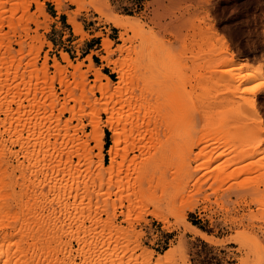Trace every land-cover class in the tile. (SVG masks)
Wrapping results in <instances>:
<instances>
[{"label":"rangeland","instance_id":"374dc122","mask_svg":"<svg viewBox=\"0 0 264 264\" xmlns=\"http://www.w3.org/2000/svg\"><path fill=\"white\" fill-rule=\"evenodd\" d=\"M27 1L30 2L29 9L26 13H22L24 16L19 12V16L16 18L18 24L16 29H10L8 26L0 27V42H3L4 45L8 44L12 54H17L20 58L19 63L23 62L22 67L28 70L26 76L28 80L35 79V87L45 85L44 87L47 86L48 89L50 87L55 89L61 106L65 101L67 91L79 95L77 99L69 101L66 106L74 107L78 104L84 116L79 120H72L69 125L81 126L77 135L84 140L89 134L97 133L93 126L97 119L100 120L101 128L104 131L102 137L103 162L108 166L111 161L109 151L113 144V131L105 125L109 119L107 109L114 98L103 97L101 91L96 90L94 71L96 69L100 70L101 73L107 75L112 82L117 84L122 81L120 75L114 72L112 65L108 66L106 61L101 58L106 55V49L103 45L106 40L112 41L110 49L114 52L109 54V57L114 61L122 58L136 60L140 55L137 52L131 54L128 51H122V33L125 30L116 27L114 21L108 20L106 16H102L97 12L95 7L88 5L87 3L90 0H85L87 2L85 4L86 8L77 14V22L82 25V33L75 32L69 21V15L65 13V10L73 12L78 7L71 0H64L61 10L57 7L58 0H41L44 2L45 14H41L35 0ZM96 1H104V4L109 5L111 8L109 15L140 19L141 23L145 24V42H149L153 47L157 46L159 59L155 61L161 63V72L151 71L148 75L149 81L144 89L146 93H152L154 90H158L154 87L161 86L163 88L166 80L171 77L174 86L171 93L177 100L176 109L171 115L184 114L183 124H180L176 132L189 130V135L184 137L181 143L176 146V150L183 153V156L179 159V162L182 163L178 164L182 166L181 172H185L193 179L187 177L186 182L185 180L177 182V186L172 191L167 189L171 192L167 194L169 195L170 200L167 201L171 203L170 206L168 202V206H164V204H161L163 203L161 199H156L155 195L158 198L160 197L156 190L153 192L141 190L137 191L135 195L136 206L132 204L134 201L131 202L130 194L125 193L124 196H128V198L124 199L123 204L120 203L121 206L114 207L117 198V194H114L111 196V208H104V210L102 208L100 211L95 208L96 210L94 209L93 213H96L97 216L92 213L86 216L90 217L92 214L97 218H101V224L107 227L109 231L111 228L108 222L114 223L123 232L131 229L132 240H130L132 244L130 243L129 248L124 246L127 243L126 240L121 239V241L115 240L112 245L105 244L103 248L99 246L100 251H93L87 256H79L76 250L80 249L82 244L79 245L73 235V232L77 229V223L73 224L71 234L69 233L70 229L67 230L70 223L68 219L64 223L66 224L64 228L66 231H63L62 234L49 242L51 252L48 255V260L54 262L53 264H264V184L260 183L258 185L255 183L259 178L264 179V130L256 128L261 121L264 129V90L257 92L255 95L252 94L253 96L250 93H240L241 91H239L240 96L231 97L233 94L227 92V88L223 87L225 85L217 87L215 82L211 81V73L207 70L206 65L211 54L207 44L219 48L225 40L229 46V53L234 59L248 61L253 64L259 63L264 74V0ZM11 7L10 9H12ZM7 14L12 13L8 12ZM37 16L42 22L40 28L35 22H29L30 18ZM209 27H212L210 31L208 30ZM37 34L41 36L43 42L41 50L38 52L30 51L31 46L34 45V37ZM134 34L135 32L131 30L124 36L130 37ZM141 43L142 40L130 41L127 46H130V50L134 51L136 48H142ZM40 45L41 42L36 43V47ZM22 49L24 50L23 54L27 50L24 57L21 52ZM64 52L68 54L73 65L81 63L82 67L80 66L81 68L75 75H72L75 69L63 59L62 53ZM89 56L93 62L92 66L89 65ZM47 57L49 58L47 59ZM55 59L60 63V66L67 67L68 83L65 88L62 85L64 78L62 74H58L54 65ZM29 63L30 65L27 66ZM45 64L48 71L45 70ZM82 71L85 73L82 74L81 78L86 79L84 81L86 85L81 87L80 81L82 79L79 73H82ZM238 72L240 71L238 70ZM102 81L105 82L106 80L103 79ZM48 89L45 90L44 94L42 92L38 95L41 99L43 98V101L46 100L50 103L52 99L47 95L49 94V92L47 93ZM215 97L216 102L220 101L222 104L224 103V106H226V100H239L236 103L243 105L242 108L246 110L245 116L249 117L248 120L251 123H248L251 125L248 124L245 127L244 124L235 123L236 125L232 124L224 130L225 132L220 131V135L212 137L211 140L205 139L206 141L204 140L200 144L194 142L191 136L194 135L196 138L202 134V131L206 130L203 129L205 127L203 125L206 124L207 120L204 121L205 119L200 115L202 109L205 108L204 106L210 105ZM94 98L97 101L95 100L94 103L89 102V99L93 100ZM249 99L253 100L254 105L249 102ZM213 103L211 106L214 105ZM28 104V101H24V105ZM248 104L252 106L250 107ZM15 107L17 105L12 104V108ZM59 107L60 105L54 108L53 115L58 116L60 114ZM216 107L224 109L222 105L212 108V116H215L208 122L214 119L210 123L215 125L216 119H221L219 115L221 114V108L218 110ZM208 108L206 107V109ZM190 109L197 112L194 111L193 116H191ZM199 110H201V113ZM195 114H197L196 117ZM71 115L70 111L62 112L59 115L61 124L65 123ZM0 117L4 118L5 115L0 114ZM55 118L57 119V117ZM200 127H202V131ZM207 131H205V134ZM195 132H197V135L194 134ZM70 133H75L73 127L70 129ZM24 135L26 134L24 133ZM7 137L4 134V138ZM120 137L118 135V139ZM51 140L53 139L51 138ZM246 140L248 143L261 140L257 152L253 156L240 161L233 159ZM89 146L93 147L92 164L96 165L101 161L98 156L101 149L92 141H89ZM11 148L12 150L19 149L17 145ZM203 151L205 154L201 155ZM139 156V151L132 153L133 159ZM22 160L21 157L20 161ZM73 161L78 162L79 158L75 156ZM8 162L12 165L18 163L13 158H9ZM133 163L134 160L131 161L127 176H130L134 168ZM254 163L261 167L253 170ZM88 168H90L89 165ZM15 174L19 175L21 171L16 170ZM180 177L181 174L175 180L180 179ZM181 188L191 192L192 195H189L192 199L189 201L190 203L186 202L187 199L184 201L180 196L178 198ZM118 190H120L119 187H117ZM16 191H18V188ZM152 196L155 197L153 203L149 201ZM73 199L74 197L69 198L68 202H74L75 199ZM160 200L161 202H159ZM94 201V203H97V197L94 198ZM154 204L159 206L157 210L164 211L167 217L166 222L155 217L153 211H155L156 206ZM56 207L57 210H60V207L57 205ZM69 211L75 212L76 210L72 208L70 210L69 208ZM47 213L49 212L46 210ZM63 217H65L64 214L61 218ZM182 217H185L187 221L196 226L204 236L186 229ZM4 220L2 222L4 221L5 226L3 224L0 226V244L4 246H2L3 249L14 244V247L10 248V252L13 253L17 249L15 254L18 256V259L11 258L12 263L10 260L6 264H33V262H36L38 258V255H35L36 251L33 250V252L32 249H28L29 245L33 243L30 238L27 241L20 242L21 244L19 243L20 250L24 247L20 252L15 245L16 240L19 242L21 238L24 240L26 238H24L25 235L17 234L16 229H14V225L15 228L17 225L19 231L21 225L14 224L6 218ZM80 221L78 218L77 222L80 223ZM5 222H10V226ZM85 226H91L89 218L86 219ZM51 227L53 228V225ZM22 230V233H26L25 228H22ZM86 236L83 239L88 238V243H90V236ZM95 242L94 240L93 243ZM28 243L31 244L28 245ZM136 243H139V248L135 247ZM105 246H112V250L109 248L111 251H108ZM104 248L105 250H101ZM70 250H73L72 253L66 256L70 253ZM150 251H153L151 252L152 258L148 261L142 254L150 253ZM38 252L37 250V254ZM1 258L0 262L3 264L6 257L3 258L2 256ZM43 258L44 256L41 257V260ZM48 260H44L43 264Z\"/></svg>","mask_w":264,"mask_h":264},{"label":"bare ground","instance_id":"6f19581e","mask_svg":"<svg viewBox=\"0 0 264 264\" xmlns=\"http://www.w3.org/2000/svg\"><path fill=\"white\" fill-rule=\"evenodd\" d=\"M63 1L64 0H58L57 7L59 10L63 8ZM71 1L76 3L78 7L73 12L65 10V13L69 15V21L73 25L75 32L82 33V25L77 22V14L86 8L85 4L87 2H85V0ZM35 2L41 14H45L44 2L41 0H35ZM29 3L30 2L27 0H0V21L2 24L0 27L8 26L10 29H16L18 27L16 18L19 16V12L21 14L27 12L29 9L28 6H30ZM87 4L95 7L96 11L102 16H106L108 20L114 21L116 27L125 30L122 33L123 43L121 49L123 52L128 51L131 54L137 52L140 55L136 60L133 58H122L114 61L109 57V54L114 52V50L110 49L112 41L106 40L103 44L106 49V55L101 58L106 61L108 66L112 65L114 72L120 75L122 81L120 84H117L116 82H112L107 75L101 73L100 70L96 69L94 71V80L97 86L96 90L101 91L103 97L108 96L114 98L107 109L109 119L108 123L105 125L113 131V144L109 151L111 161L108 166L103 162L102 137L104 131L101 128L100 120L97 119L93 126V129L96 130L97 133L89 134L84 140L81 139V136L78 137L77 135L81 126L78 127L77 125V127H74L69 125L72 120H79L84 116L78 104L74 107L66 106L69 101L77 99L79 95L67 91L65 101L61 106L55 89L53 87L48 89L46 86L49 90L47 91V93L49 92L47 95L50 96L52 102L50 101V103H48L46 100L43 101V98L41 99L38 94L42 92L44 94V92H46L45 90L47 89L44 87L45 85L35 87V79L32 78L28 80L26 77L28 70L22 67V64H24L23 62L19 63L20 58L17 54H12L8 44L4 45L3 42H0V114L5 115L4 118L0 117V226L2 224L5 226L3 223L5 218L14 224L17 223L21 225L19 231L17 225L16 228L14 225V229H16L17 234H22V236L25 235L24 238H26L25 240L21 238L19 242L16 240L15 245L20 252L24 247L20 250L19 243L27 241L29 238L32 240V244L28 243V245L31 244L28 249L36 251L35 255H38L36 262H33V264H43L45 262L44 260H48V255L51 252L49 242L59 236V234H62L63 231H66V229H64L66 224L64 223L68 219L70 220L68 225L69 228L67 229H70L69 233L72 231L71 228L73 224L77 223L78 225V227L76 225L77 229H75V231L73 230V235L74 238L77 239L78 244H82L80 249L76 250L79 256H87L93 251H98L101 247L103 248L105 244L112 245L115 240L121 241V239L126 240L127 243L124 246L129 248L132 240L131 229L123 232L119 230L114 223L111 224L108 222L111 228L109 231L107 227L101 224V218H97V214L93 213V210L95 208H97L98 211L102 208V210H104V208H111V196L114 194H117V198L113 205L116 208L119 207L121 202L123 204L124 199L128 198V196H124L125 193L130 194L131 202H133L136 199V192L141 190H147L149 192L156 190L158 194H160L159 198L155 195L156 199H161L163 201L161 204L168 206L167 200L170 199L167 194L171 193L168 190L170 189L172 191L173 188L177 186V182L184 180L186 182L189 178H192L185 172H181L182 166L178 164L182 163L179 162V159L183 156V153L178 152L176 146L181 143L184 137L189 135V130L176 132L180 124H183L184 114L178 113L176 115H171L176 109L177 104V100L173 96V93H171L174 88L172 80L170 79L171 77L166 80L163 88L161 86L154 87L155 89L158 88V90H154L152 93H146L144 89L146 83L149 81L148 75L151 71L156 73L161 72V63L155 61L159 59L157 56V46L153 47L149 42H145V24L141 23L140 19L109 15L111 8L108 4H104V1L98 2L96 0H90ZM7 5L10 6L8 7ZM10 7L12 9H10ZM8 12L12 14L8 15ZM22 15L24 16V14ZM38 18V16L30 18L29 22H35L38 28H40L42 22H40ZM211 29L212 27L208 28L209 31ZM131 30L134 31L135 34L130 37H125L124 35ZM136 40H142V48H136V50L131 51L127 43ZM37 42H41L39 47H36ZM42 45L41 36L37 34L34 37V45L31 46L30 51L38 52L41 50ZM207 45L210 48L209 51H211L209 52L211 53L210 60H208L209 62L206 64L207 70L211 73V81L215 82L217 87L225 85L223 87L227 88V92L233 94L231 97L240 96L238 94L239 91H241L240 93L245 92L255 95L257 92L264 90V74L262 73L261 64H253L248 61H237L230 55L229 46L225 40L219 48H215L212 44ZM201 49L203 48L201 47ZM25 51L26 53L23 54L24 50H21L23 57L27 54V50ZM62 55L68 65L75 69V71L72 72V75H75L79 71V68L82 67L81 63L73 65L67 53L64 52ZM155 56L157 57L155 58ZM48 58L49 57H47V59ZM89 60V65L92 66L93 62L90 56ZM54 61L58 74H62L64 78L62 85L65 88L68 83L66 75L67 67L60 66V63L56 59ZM30 63L27 64V66L30 65ZM46 64L45 70L48 71ZM238 70L240 72H238ZM80 73L79 76L81 78L82 74L85 72L83 73L82 71L81 75ZM103 79L106 81L103 82ZM84 81H86V79L80 81L81 87L86 85ZM250 99L249 102L254 105L253 100L251 101ZM95 100L97 101L95 98L93 100L89 99V102L94 103ZM233 100L234 99L226 100V106H224V103L222 104L220 101L216 102L215 97L213 101L211 100L212 103L214 102V105L211 106V103L210 105L204 106L205 108L202 109V114L200 115L205 119L204 121L207 120L206 124L203 123L205 125L202 124L205 126L203 129L209 131L205 134V131H202V127H200L202 134L196 138L194 135L191 136L194 142L200 144L205 139L211 140L212 137L219 136L220 131L225 132V129L235 123L244 124L245 127L248 124L251 125V122L248 120L249 117L247 118L245 116L246 110L242 108L243 105L237 104L239 100ZM24 101H28L29 104L24 105ZM12 104H16L17 107L12 108ZM249 104L248 106H250ZM58 105H60L58 108L60 114L64 111H70L72 114L63 124L60 122V114L56 116L52 113L55 110L54 108ZM217 105H222L224 109L222 110L221 107H216L218 110L221 108V114H219L221 119L218 120L215 118V125L210 123L214 121V119L210 122H208V120H211V118L215 116H212V108ZM206 107H209L211 110L209 108L206 109ZM194 111V109H190L191 116H193ZM199 111L201 113V110ZM197 114L194 116L196 117ZM55 117H57V119ZM259 124L260 125L256 128H260L263 131L262 122L260 121ZM72 127L75 130L73 134L70 133ZM141 132H143V134H141ZM24 133L26 135H24ZM196 133L197 132L194 134ZM4 134L8 137L4 138ZM118 135L121 136L120 139H118ZM51 138L53 140H51ZM89 141L95 142L96 146L101 149L98 154L101 161L96 165L92 164L93 147L89 146ZM260 143L261 140H256L253 143H248L246 140L242 143L243 145H241L239 152L237 151L238 153L235 154L233 159L240 161L253 156L257 152ZM15 145L19 147L18 150H12L11 147ZM136 151L140 152V156L133 159L132 153ZM204 154L205 152L203 151L201 155ZM75 156L79 158L78 162L73 161V157ZM21 157L23 158L22 161H20ZM9 158L17 160L18 163L16 165L10 164L8 162ZM132 160H134V168L130 176H127ZM25 161L27 163H24ZM88 165L90 168H88ZM252 167L253 170H256V168L261 166H257L254 163ZM16 170H20L21 174L16 175ZM179 174H181L180 179H178L180 181L175 180L178 178ZM255 183L258 185L260 183L264 184V179L259 178ZM117 187H119L120 190L117 191ZM17 188L18 191H16ZM183 188L185 189V187ZM183 188L179 191L178 198L180 196L184 201L187 199L186 202L190 203L189 201L192 200L190 196L192 194L190 191H186ZM159 191L162 192L160 193ZM74 192H76V194H74ZM71 197L75 199L72 203L68 202ZM95 197H97L96 202L98 204L94 203ZM155 197L152 196L149 201L153 203L152 201H154ZM161 200L159 202H161ZM94 204L97 206L95 207ZM132 204L136 206L135 201ZM170 204L171 203H169V206ZM56 205L60 207V210H57ZM158 205H155L156 209L153 211V214L157 219L166 222L167 217L164 211L157 210V207L160 206ZM69 208L70 210L72 208L76 211L71 212ZM46 210L49 213L46 214ZM90 213L96 214V216L91 214L92 216L86 217L89 216ZM62 214H64L65 217L61 218ZM78 218L81 220L80 223L77 222ZM87 218L90 219L91 226H85ZM2 220L4 221L2 222ZM10 222H7L8 224L5 223L10 226ZM182 222L186 229L193 230L197 235L204 236L203 233L196 226L187 221L185 217H182ZM52 225L53 228L51 227ZM105 225L107 224L105 223ZM22 228L26 229V231L24 230L26 233H22ZM86 235L90 236L91 242H89L91 245L88 243V238L83 239ZM91 237L93 240H91ZM94 240L96 241L95 243H93ZM13 245L14 244H12V246ZM2 246L0 244V259H2V256L3 258L4 256L6 257L3 264L10 261L12 257L18 259L17 254H15L17 249L12 253L10 252L12 246L6 245L7 247L4 249V246ZM135 247L139 248V243H136ZM109 248L112 250V246L106 247L108 251H111ZM37 250L39 251L38 254ZM101 250H105V248ZM72 251L70 250V253L66 256H69ZM151 252L153 251L142 255L150 261L152 258ZM19 256L21 257V255ZM42 256H44L43 260H41ZM21 261H23V259H21ZM1 263L2 262H0V264ZM46 263L53 264L54 262L48 260Z\"/></svg>","mask_w":264,"mask_h":264},{"label":"crops","instance_id":"0c3cea01","mask_svg":"<svg viewBox=\"0 0 264 264\" xmlns=\"http://www.w3.org/2000/svg\"><path fill=\"white\" fill-rule=\"evenodd\" d=\"M110 1V0H109Z\"/></svg>","mask_w":264,"mask_h":264},{"label":"trees","instance_id":"16d2710c","mask_svg":"<svg viewBox=\"0 0 264 264\" xmlns=\"http://www.w3.org/2000/svg\"><path fill=\"white\" fill-rule=\"evenodd\" d=\"M108 146V145H107Z\"/></svg>","mask_w":264,"mask_h":264}]
</instances>
